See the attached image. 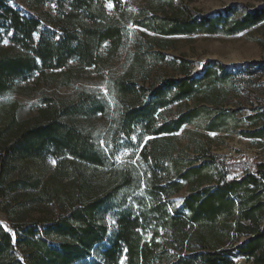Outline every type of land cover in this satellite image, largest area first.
<instances>
[{
    "label": "rangeland",
    "instance_id": "rangeland-1",
    "mask_svg": "<svg viewBox=\"0 0 264 264\" xmlns=\"http://www.w3.org/2000/svg\"><path fill=\"white\" fill-rule=\"evenodd\" d=\"M93 1L103 3L107 20L119 28L116 46L95 45L90 64L36 57V69L0 92V228L13 240L26 232L37 239L80 201L108 195L110 232L119 214L141 216L138 234L153 244L147 264H201L210 252L235 248L247 235L238 233L236 216H227L248 206L242 190L230 193L232 207L216 216L195 212L206 193L247 174L258 176L264 166V20L243 27L264 0ZM57 2L5 0L37 25L28 39L25 27L15 30L1 19L0 60L61 45L72 0ZM75 15L76 24L92 26L83 8ZM149 101L157 105L150 124L146 113L130 115ZM53 109L58 123L86 143V155L51 145L43 159L6 157L24 130L51 122ZM102 155L100 163L87 158ZM174 184L179 189L172 192ZM177 217L189 225L181 229ZM256 217L262 227L264 207ZM13 252L23 261L21 250ZM7 261L3 255L0 264ZM119 264H130L129 258L122 256ZM137 264L145 261L140 257ZM232 264L252 259L237 256Z\"/></svg>",
    "mask_w": 264,
    "mask_h": 264
},
{
    "label": "trees",
    "instance_id": "trees-1",
    "mask_svg": "<svg viewBox=\"0 0 264 264\" xmlns=\"http://www.w3.org/2000/svg\"><path fill=\"white\" fill-rule=\"evenodd\" d=\"M61 4V0H57ZM71 11L67 13L66 23L62 26L63 39L58 47H48L44 52L35 50L34 55H22L10 59L0 60V92L4 90L8 83L14 78H18L24 73L36 69V57L39 58H59L57 64L62 65L63 58H77L81 63L90 64L94 58L95 45L107 42L116 46L121 41V32L113 22L107 20L103 3L93 0H72ZM91 7L95 8L90 12ZM83 8L92 20V26H84L82 23L76 24V11ZM5 19L15 30L21 29L25 36L30 39L31 33L36 29L35 22L20 18L18 13L5 4V0H0V20ZM264 20V7L256 9L245 17L243 27L252 26ZM77 26V27H76ZM77 28L76 30H74ZM259 63V62H258ZM209 73V70H206ZM185 93H190L191 86L182 85ZM157 105L154 101H149L142 110H133L130 115H148V123L152 121V114ZM68 111V110H67ZM56 109L50 113L53 117L51 122L43 126H33L24 130L18 137L15 144L8 147L6 157L19 154L24 157L44 158L49 147L53 146L55 151L64 150L74 157L86 155V143L82 142L69 126H64L56 120ZM129 115V116H130ZM72 118L73 115L68 113ZM128 116V117H129ZM131 116L129 118H131ZM71 123L75 121L70 120ZM183 123L179 120L176 127ZM163 128L162 130H165ZM95 163H100L102 157H87ZM103 158V159H102ZM228 174L225 164H219ZM3 169H0V183ZM257 175L247 174L240 180L224 182L219 190L213 193H206L203 200L196 207L199 209L196 214L213 213L215 216L232 207L230 193L242 190L249 204L239 209L234 214L229 212L227 219L236 216L238 233H245L247 239L233 249L216 250L203 256L201 264H232V258L242 256L252 259V264H264V225L259 226L257 212L264 207V166H259ZM139 183V178L136 179ZM129 182V177L124 178L123 183ZM179 189V184H174L172 192ZM109 196L105 198L97 197L88 201H80V205L71 210L66 216H61L53 220L44 227L42 235L37 239L33 238V233L26 232L25 236L12 239L11 235L0 228V259L4 255L7 261L5 264H119L122 256L129 258L130 264H137V259L142 258L147 264V260L153 250L152 243L142 242L138 228H141V216L133 217L130 211L119 214L116 218L115 226L110 232L107 226V215L113 208L108 205ZM191 200L193 197L190 198ZM197 201V200H196ZM187 206H191L189 202ZM195 210V209H194ZM181 229L189 223L181 217L173 219ZM247 221L244 225L242 222ZM57 240L54 246H49L46 239ZM14 249L21 250L24 259L14 258ZM11 252V253H10ZM10 253V254H9ZM93 259L87 260V258ZM185 260L178 259L177 264H183ZM187 263V262H186ZM3 264V263H2ZM190 264V263H187Z\"/></svg>",
    "mask_w": 264,
    "mask_h": 264
},
{
    "label": "snow or ice",
    "instance_id": "snow-or-ice-1",
    "mask_svg": "<svg viewBox=\"0 0 264 264\" xmlns=\"http://www.w3.org/2000/svg\"><path fill=\"white\" fill-rule=\"evenodd\" d=\"M108 7H109V8H112V7H113V5H112L111 3H109V4H108Z\"/></svg>",
    "mask_w": 264,
    "mask_h": 264
}]
</instances>
